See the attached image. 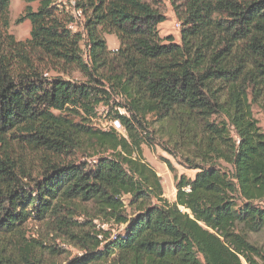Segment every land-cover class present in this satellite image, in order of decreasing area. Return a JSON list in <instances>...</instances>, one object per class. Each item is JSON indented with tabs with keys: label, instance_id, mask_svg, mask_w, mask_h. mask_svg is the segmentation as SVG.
<instances>
[{
	"label": "trees",
	"instance_id": "16d2710c",
	"mask_svg": "<svg viewBox=\"0 0 264 264\" xmlns=\"http://www.w3.org/2000/svg\"><path fill=\"white\" fill-rule=\"evenodd\" d=\"M23 1L16 40L0 0V264H57L28 221L64 264H264V0H169L178 41L156 0ZM144 145L194 171L174 200Z\"/></svg>",
	"mask_w": 264,
	"mask_h": 264
},
{
	"label": "rangeland",
	"instance_id": "374dc122",
	"mask_svg": "<svg viewBox=\"0 0 264 264\" xmlns=\"http://www.w3.org/2000/svg\"><path fill=\"white\" fill-rule=\"evenodd\" d=\"M72 1L74 0H60L61 4L65 7H69L72 5ZM157 4L161 12L166 17V22L163 25H158L160 35H166L168 33L172 34L175 37V40H179V29L174 26L176 21H179L172 9L171 3L169 0H156ZM32 8H36L37 3L33 2L30 3ZM26 3L23 0H9V9H8V16H9V26L7 28L8 33L12 34L16 40H25L29 37V30L30 24L28 20H23L21 22L17 21V18L23 12ZM106 41L107 45L115 46L118 45V40L114 34H106ZM54 73V72H50ZM72 79L81 80L82 76L77 70H73L69 75ZM102 111H100L101 113ZM99 113V114H100ZM257 117L260 119V124L264 126V119L260 114H257ZM108 116L101 114L98 115V118L94 119L92 123H94L97 127H102V125L108 121ZM142 152L145 160L149 163V165L155 170L157 175L160 177V181L163 188V196L172 201L175 198L176 188H175V178L174 174L181 175L185 174L188 177H193L194 171L191 169H187L182 165L178 164L177 161L164 152L159 147H147L142 146ZM168 158L174 169L175 173L171 172L167 165L164 163L163 158ZM80 219L82 217H79ZM95 223H98L95 221ZM102 227L104 229H108V224H103ZM27 228L31 236L38 237L44 239L49 245L53 244L54 247L58 249V253L55 256V261L57 264H64L67 259L79 254L81 250L72 245L70 241L67 239L65 234H62L58 231L51 230L48 226L46 221L44 222H35V221H28ZM249 237L257 241L259 243L264 242V232L260 233H251Z\"/></svg>",
	"mask_w": 264,
	"mask_h": 264
},
{
	"label": "built area",
	"instance_id": "2783aa9c",
	"mask_svg": "<svg viewBox=\"0 0 264 264\" xmlns=\"http://www.w3.org/2000/svg\"><path fill=\"white\" fill-rule=\"evenodd\" d=\"M71 4L73 5L74 4V1H72ZM71 11H72V13H73V15H74L75 18H80V16H81L80 10H75V9L72 8ZM174 26L179 29L180 28V22L179 21H176L174 23ZM101 128H103V129L113 128L114 130H116L118 132H121L122 129H123L122 126H121V123H120L119 119H117V118L109 119L108 121H106L102 125Z\"/></svg>",
	"mask_w": 264,
	"mask_h": 264
},
{
	"label": "crops",
	"instance_id": "0c3cea01",
	"mask_svg": "<svg viewBox=\"0 0 264 264\" xmlns=\"http://www.w3.org/2000/svg\"><path fill=\"white\" fill-rule=\"evenodd\" d=\"M166 21H163V22H161L160 24H159V27H160V25H163L164 23H165ZM168 34H170V33H168ZM165 35V34H164ZM164 35H162V36H164ZM167 35V34H166ZM117 44L115 45V46H110V45H108V47H109V49H111V50H115L116 48H117Z\"/></svg>",
	"mask_w": 264,
	"mask_h": 264
}]
</instances>
